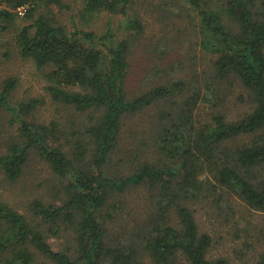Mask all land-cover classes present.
I'll use <instances>...</instances> for the list:
<instances>
[{
  "label": "trees",
  "instance_id": "1",
  "mask_svg": "<svg viewBox=\"0 0 264 264\" xmlns=\"http://www.w3.org/2000/svg\"><path fill=\"white\" fill-rule=\"evenodd\" d=\"M135 1L83 0L84 15L119 19L115 29L108 20L96 34L67 31L51 9L65 8L61 0H0V29L17 18L25 22L15 32L17 52L45 71L50 100L92 114L77 130L61 131L56 121L31 122L40 101L12 106L8 95L17 81H4L0 108L18 127L16 139L0 153V173L16 180L33 151L60 180L62 199L57 206L33 200L30 218L0 200V264H143L145 257L152 264H229L207 258L211 237L198 231L188 204L209 197L219 204L225 195L234 196L264 214V0H160L165 14L184 15L189 41L209 57L207 68L191 85L177 78L130 96L131 49L144 29L130 13ZM19 7H25L22 17ZM233 81L246 91L251 109L228 121L220 105ZM167 99L175 101L157 112L151 132L158 160L132 156L127 175L106 174L123 120ZM242 137L249 140L235 144ZM136 186H147L156 213L123 243L110 246L106 224L113 218L109 210L118 206L108 210L109 197ZM62 236L69 244L53 249L48 239ZM255 264H264V249Z\"/></svg>",
  "mask_w": 264,
  "mask_h": 264
},
{
  "label": "rangeland",
  "instance_id": "2",
  "mask_svg": "<svg viewBox=\"0 0 264 264\" xmlns=\"http://www.w3.org/2000/svg\"><path fill=\"white\" fill-rule=\"evenodd\" d=\"M61 1L65 8L52 6L51 9L67 31L76 27L101 34L108 20L113 29L118 26L119 19L116 17L104 14L84 15L83 0ZM162 6L160 0H136L130 12L133 16L140 17L144 25L143 33L137 37L131 49L133 54L130 57L131 66L127 81L130 96L139 95L153 86L177 78L187 80L191 85L195 79L194 75L201 77L202 70L207 68L209 57L202 56L199 48L195 49L189 41L192 39L184 28V15L169 12L165 14ZM5 25L7 27L4 30L0 29V88L8 78L12 77L17 81L15 88L8 95L9 103L16 106L31 98L39 100L40 104L28 120L46 124L56 121L61 131H68L69 128L77 130L80 125L87 123L92 114L78 113L72 107L51 101L44 90L47 84L45 71H39L31 60L23 59L18 54L14 36L16 30L25 25V22L17 18ZM121 30L119 28V37ZM191 48L195 51H191ZM222 98L220 110L225 112L228 121L239 120L250 112L251 105L247 101V93L238 82L233 81L225 86ZM175 100L167 99L153 104L123 120L119 144L107 165L106 174L114 177L127 175L125 164L127 159L134 156L150 163L158 160L151 148V132H154L157 112ZM12 118L8 111L0 108V153L5 152L8 144L17 137L18 125L11 122ZM248 140L249 137H242L234 142L241 145ZM60 145L69 151L65 140L61 139ZM59 181L49 164L32 151L16 180L9 181L0 173V200L30 218L28 205L33 200L60 205L62 194L59 193ZM149 193L147 186L130 187L122 193H111L107 208L109 210L111 204H116L118 209L109 210L113 218L106 224L105 240L108 245L123 243L128 232L143 228L150 215L156 213L151 208ZM188 208L192 211L198 231L211 237L208 259L225 258L229 264L257 262L264 249V214L250 210L237 197L226 195L221 198L219 204L216 198H200L191 201ZM62 237L48 239L53 249L65 248L68 241ZM42 264L50 263L42 260ZM143 264L152 263L145 257ZM179 264L186 263L180 259Z\"/></svg>",
  "mask_w": 264,
  "mask_h": 264
},
{
  "label": "built area",
  "instance_id": "3",
  "mask_svg": "<svg viewBox=\"0 0 264 264\" xmlns=\"http://www.w3.org/2000/svg\"><path fill=\"white\" fill-rule=\"evenodd\" d=\"M25 7H19L16 9V13L18 16L22 17L24 14Z\"/></svg>",
  "mask_w": 264,
  "mask_h": 264
}]
</instances>
